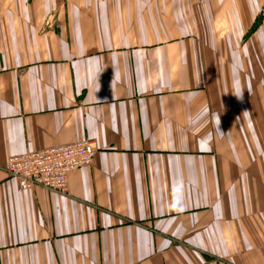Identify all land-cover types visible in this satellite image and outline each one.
Wrapping results in <instances>:
<instances>
[{"label": "crops", "instance_id": "obj_1", "mask_svg": "<svg viewBox=\"0 0 264 264\" xmlns=\"http://www.w3.org/2000/svg\"><path fill=\"white\" fill-rule=\"evenodd\" d=\"M0 264H264V0H0Z\"/></svg>", "mask_w": 264, "mask_h": 264}, {"label": "built area", "instance_id": "obj_2", "mask_svg": "<svg viewBox=\"0 0 264 264\" xmlns=\"http://www.w3.org/2000/svg\"><path fill=\"white\" fill-rule=\"evenodd\" d=\"M96 152L95 144L85 141L23 154L8 161L6 174L18 182L22 191L42 188L67 194L69 174L91 166Z\"/></svg>", "mask_w": 264, "mask_h": 264}]
</instances>
